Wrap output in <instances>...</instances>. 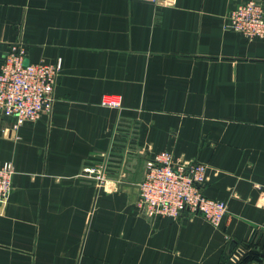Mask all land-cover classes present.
<instances>
[{"label": "crops", "instance_id": "crops-1", "mask_svg": "<svg viewBox=\"0 0 264 264\" xmlns=\"http://www.w3.org/2000/svg\"><path fill=\"white\" fill-rule=\"evenodd\" d=\"M245 1L0 0V65L13 42L62 61L51 112L0 116V264H264V39L226 27ZM161 151L208 164L219 227L140 210ZM106 157L100 185L85 170Z\"/></svg>", "mask_w": 264, "mask_h": 264}, {"label": "built area", "instance_id": "built-area-1", "mask_svg": "<svg viewBox=\"0 0 264 264\" xmlns=\"http://www.w3.org/2000/svg\"><path fill=\"white\" fill-rule=\"evenodd\" d=\"M226 27L250 40L264 39V4L260 0L239 4L230 12ZM25 53L22 42H13L0 65V116L12 119L13 130L52 111L55 87L62 71L61 59L26 63ZM106 103L120 105L116 98H110ZM207 170L204 162L177 158L170 151L158 152L146 161L144 179L137 185L136 204L150 217H179L189 211L201 214L219 227L228 212V203L203 192ZM85 171L100 185L106 184L108 157ZM15 173L13 162L0 164V204H5L11 195Z\"/></svg>", "mask_w": 264, "mask_h": 264}, {"label": "rangeland", "instance_id": "rangeland-1", "mask_svg": "<svg viewBox=\"0 0 264 264\" xmlns=\"http://www.w3.org/2000/svg\"><path fill=\"white\" fill-rule=\"evenodd\" d=\"M109 99H110V98H109ZM157 153H158V152H157ZM154 154H156V153H154ZM154 154H153V155H154ZM153 155H152V156H153ZM187 160H190V159H187ZM205 164H206V163H205ZM207 166H208V164H207ZM145 172H146V171H145ZM143 179H144V178H143ZM143 179H142V180H143ZM142 180H141V181H142Z\"/></svg>", "mask_w": 264, "mask_h": 264}]
</instances>
